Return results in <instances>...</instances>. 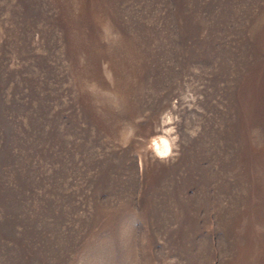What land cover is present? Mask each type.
Instances as JSON below:
<instances>
[{"label": "rangeland", "instance_id": "rangeland-1", "mask_svg": "<svg viewBox=\"0 0 264 264\" xmlns=\"http://www.w3.org/2000/svg\"><path fill=\"white\" fill-rule=\"evenodd\" d=\"M0 264H264V0H0Z\"/></svg>", "mask_w": 264, "mask_h": 264}, {"label": "bare ground", "instance_id": "bare-ground-1", "mask_svg": "<svg viewBox=\"0 0 264 264\" xmlns=\"http://www.w3.org/2000/svg\"><path fill=\"white\" fill-rule=\"evenodd\" d=\"M158 139V138H157ZM160 141H162L161 143H159L158 141H154L155 142V144L153 145L152 144V149H154V147H157V149L159 150V151H163V150H165L166 149V145H165V140L163 139V140H160ZM157 150V151H158ZM165 151H163V153H164Z\"/></svg>", "mask_w": 264, "mask_h": 264}]
</instances>
